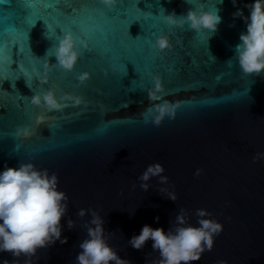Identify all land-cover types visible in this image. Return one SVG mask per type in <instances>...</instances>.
I'll return each mask as SVG.
<instances>
[{
    "label": "water",
    "instance_id": "water-1",
    "mask_svg": "<svg viewBox=\"0 0 264 264\" xmlns=\"http://www.w3.org/2000/svg\"><path fill=\"white\" fill-rule=\"evenodd\" d=\"M248 2L238 0V6ZM190 3L192 0H139L137 7L157 16L152 23L167 30L163 15H184ZM23 5L24 0L0 3V30L18 21ZM216 6L221 9L222 22L207 42L216 60L205 59L207 53L201 51L194 30L184 33L176 28L166 33L173 47L165 50V65L153 74H163L162 80L171 81L175 89L166 97L180 102L174 119L165 118L158 127L145 124L141 113L149 104L146 89L152 84L151 76L144 80L145 90L132 91V81L139 79L135 66L125 61L127 75L120 79L111 71L112 65L118 66L116 59L109 63L104 54L97 67L79 59L75 70L65 73L63 92L82 96L84 103L59 112L58 120L51 117L49 127L36 122L31 133L22 134L17 141L13 133L27 127L29 118L15 108L0 117V170L5 165L17 166L20 160L32 161L38 168L55 173L58 190L69 197L67 215L61 220L67 243L57 241L40 249L39 260L33 257L32 264H74L79 243L86 237L85 224L91 219L76 215L81 208H92L103 216L108 243L131 264H145L148 253L152 254L150 259H158L151 240L136 250L127 244L131 236L139 234L145 224L167 230L180 208L186 210L187 222L194 226L199 219L197 209L207 210L223 225L213 249L194 264H217L220 260L264 264V158L253 162L257 153H264V75L240 72L234 48L246 27L242 19H233L236 8L231 0ZM129 7H135V0H130ZM244 11L247 14V9ZM46 31L44 22L37 21L28 33L29 47L38 59L46 57L48 51L51 54L58 44L56 37L63 35L57 28L56 37L49 38ZM129 34L133 39L144 35L139 21L129 26ZM140 43L126 38L124 55L136 60L135 49ZM48 59L56 63L55 56ZM17 67L12 65L13 70ZM49 67L46 73L52 71ZM32 68L41 71V62H34ZM84 71L91 76L80 84L76 76ZM38 83L34 78V87ZM0 87L14 91L8 80ZM15 91L28 98L34 94L23 76L15 82ZM56 94L59 98L62 93L57 90ZM0 103L15 105L16 98L0 94ZM4 111L0 109V113ZM154 162L164 166L168 183L162 185L158 177H152L145 192L137 177ZM197 169L202 170L199 175ZM161 187L174 191L176 201L161 194ZM69 218L75 221L72 229L68 228ZM14 259L8 252L0 253V264ZM19 264H25L24 257L19 258Z\"/></svg>",
    "mask_w": 264,
    "mask_h": 264
},
{
    "label": "clouds",
    "instance_id": "clouds-1",
    "mask_svg": "<svg viewBox=\"0 0 264 264\" xmlns=\"http://www.w3.org/2000/svg\"><path fill=\"white\" fill-rule=\"evenodd\" d=\"M189 3V0H187ZM236 11L233 19L243 20L246 31L239 36V43L234 48V59L240 72L245 76L264 75V0H250L243 7L238 6V0H231ZM106 9L114 8L118 0H100ZM222 5L223 0H217L216 5ZM215 5L212 9L191 7L186 14L177 17L175 12L163 15L167 25L183 29L187 27L195 32L207 30L215 33L222 17L220 8ZM244 9H247L245 14ZM234 26V25H233ZM81 46L87 47L86 41L78 43L71 32H65L58 38V44L53 48L50 56H55L56 63L45 60V69L58 67L66 72H73L80 59ZM152 46L164 51L173 47L169 35L162 33L152 41ZM49 57V51L46 54ZM229 60L228 62H231ZM112 72H118L117 65L111 66ZM108 70H105V75ZM91 73L84 71L76 76L80 84L90 79ZM152 84L147 91L148 106L141 113L145 124L159 126L165 118L174 119L179 101L167 99L164 82L159 74H152ZM47 83V75L43 80ZM29 102L48 112L63 113L69 106L76 107L84 103V98L74 93H64L57 97L56 90L49 87L44 91H36L28 98ZM128 107V104L125 105ZM42 121L37 117V124ZM27 135V133H25ZM264 158V153H257L253 162ZM201 169H197L199 175ZM164 166L160 162L149 164L141 175L137 177L140 187L145 192L150 188L148 181L158 177L160 184H167L168 177L163 175ZM158 191L167 199L176 201L174 191L161 187ZM69 197L58 190V176L49 170L38 168L32 161L18 162L17 166L5 167L0 170V253L8 252L15 259L11 262L4 260L2 264H19V258H25V264H32V258L39 260L38 252L54 245L57 241L67 243V237L62 236L61 220L67 215ZM134 214V211H133ZM83 218L89 215L91 219L85 224L86 237L79 243L80 251L75 257L74 264H131L128 259L121 258L104 235V218L98 211L81 208L76 213ZM199 218L194 226L187 222V213L180 208L170 227H152L145 224L139 234H134L127 244L136 250H141L151 240L153 252L158 253V259H150L151 253L146 254L145 264H194L201 259L205 251H211L215 238L223 231L222 223L211 218L212 214L205 209H197ZM208 217V218H205ZM156 222L159 217L155 218ZM68 228L75 226L71 218L67 220ZM217 264H228L220 260Z\"/></svg>",
    "mask_w": 264,
    "mask_h": 264
},
{
    "label": "snow or ice",
    "instance_id": "snow-or-ice-1",
    "mask_svg": "<svg viewBox=\"0 0 264 264\" xmlns=\"http://www.w3.org/2000/svg\"><path fill=\"white\" fill-rule=\"evenodd\" d=\"M6 0H0V3H5ZM139 0H135V7L130 8V0H118L117 5L112 9H106L100 0H24V5L19 9V19L11 27L0 30V85L5 80L11 81L13 93L5 91L0 87V94H7L16 98L15 105H6L0 103V109H5L0 113V117L10 112L13 108L29 118L27 127L18 129L13 133V138L19 141L20 136L25 133L29 135L32 131V124L37 122V117H41L40 124L44 127H49L47 121L55 116L58 120L61 117L59 112L42 111L32 105L28 97L21 96L19 92L15 91V82L23 76L25 82L33 92L47 86V88H54L56 91H61V96L64 95L62 84L67 81L66 72L58 67H53L52 71L45 72V60L36 58L28 44V33L37 21H43L46 26L45 35L49 38L56 37V29L59 28L62 33L71 32L77 39L78 43L81 41L87 42V47L81 46L80 60L93 67L98 66V60L101 54L108 57L110 63L112 58H115L119 67L116 75L122 79L127 75V68L125 61H130L134 66L139 79L132 81V88L145 90L144 80L146 76H152L154 72L159 71L165 65L164 56L165 50L159 51L152 46V38L162 33L171 32L176 29L170 25L167 30L158 29L152 21L155 17L151 12L141 11L137 7ZM151 4L147 5L148 7ZM191 7H202L205 9H212L215 7V0H192ZM162 9V8H161ZM160 9V15H161ZM163 10V9H162ZM134 13V14H133ZM139 21L143 29L144 35L137 36L135 39L129 34V26ZM188 28H183L184 33ZM209 32L200 31L195 32L193 36L197 38V43L202 52H206L205 59H215L210 54L207 47ZM57 39L59 37H56ZM131 41L141 40L142 43L136 46V60L130 56L124 55L125 39ZM170 50V49H168ZM118 55H115L117 54ZM51 54H49L50 56ZM41 62V71L33 70L34 62ZM17 64L18 67L13 70L12 65ZM139 64V67H137ZM103 71V69H100ZM88 72V71H87ZM47 75V81L43 80ZM163 79V74H161ZM34 78L39 81L38 84H33ZM165 89L168 95H172L175 89L171 85V81L163 80ZM135 85V86H134ZM28 102V105L25 104ZM23 102V108L20 107ZM71 107V106H69ZM39 113L37 116L36 114ZM0 127H2V120H0ZM20 144L17 143V148Z\"/></svg>",
    "mask_w": 264,
    "mask_h": 264
}]
</instances>
